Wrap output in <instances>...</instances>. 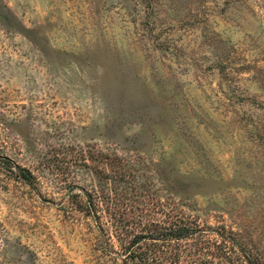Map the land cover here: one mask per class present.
<instances>
[{
    "label": "rangeland",
    "instance_id": "rangeland-1",
    "mask_svg": "<svg viewBox=\"0 0 264 264\" xmlns=\"http://www.w3.org/2000/svg\"><path fill=\"white\" fill-rule=\"evenodd\" d=\"M81 188L110 234L179 207L264 262V0H0V264H123Z\"/></svg>",
    "mask_w": 264,
    "mask_h": 264
},
{
    "label": "trees",
    "instance_id": "trees-1",
    "mask_svg": "<svg viewBox=\"0 0 264 264\" xmlns=\"http://www.w3.org/2000/svg\"><path fill=\"white\" fill-rule=\"evenodd\" d=\"M1 163L16 179L33 185L35 176L30 169L12 162L7 156L2 157ZM96 194L81 188L71 194V203L75 210L95 222L99 236L104 239L106 251L120 254L123 264H209L213 263L215 254L231 258L229 251L239 246L232 236L225 235L224 227L207 231L179 207L160 219H148L139 213L120 224L122 232L115 230L116 234H110V231L103 229L104 222L98 212L102 204L96 199ZM105 197L109 198L107 194ZM158 205L163 206L160 202ZM161 207L158 209H163ZM113 240L118 243V248L114 247ZM237 254L247 264H264L259 258L252 260L241 247Z\"/></svg>",
    "mask_w": 264,
    "mask_h": 264
}]
</instances>
